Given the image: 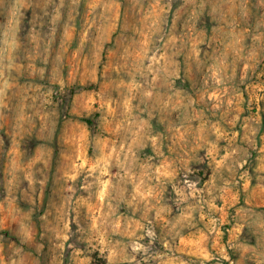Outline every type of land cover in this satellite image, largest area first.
Wrapping results in <instances>:
<instances>
[{
    "label": "rangeland",
    "instance_id": "obj_1",
    "mask_svg": "<svg viewBox=\"0 0 264 264\" xmlns=\"http://www.w3.org/2000/svg\"><path fill=\"white\" fill-rule=\"evenodd\" d=\"M0 264H264V0H0Z\"/></svg>",
    "mask_w": 264,
    "mask_h": 264
},
{
    "label": "trees",
    "instance_id": "obj_2",
    "mask_svg": "<svg viewBox=\"0 0 264 264\" xmlns=\"http://www.w3.org/2000/svg\"><path fill=\"white\" fill-rule=\"evenodd\" d=\"M86 121H89V119H85Z\"/></svg>",
    "mask_w": 264,
    "mask_h": 264
}]
</instances>
